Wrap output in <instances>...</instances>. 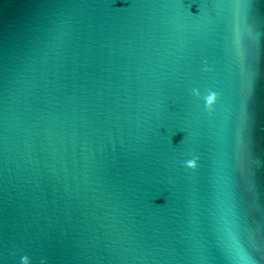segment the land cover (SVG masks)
I'll list each match as a JSON object with an SVG mask.
<instances>
[{"label":"water","instance_id":"obj_1","mask_svg":"<svg viewBox=\"0 0 264 264\" xmlns=\"http://www.w3.org/2000/svg\"><path fill=\"white\" fill-rule=\"evenodd\" d=\"M0 264H264V0H0Z\"/></svg>","mask_w":264,"mask_h":264},{"label":"snow or ice","instance_id":"obj_2","mask_svg":"<svg viewBox=\"0 0 264 264\" xmlns=\"http://www.w3.org/2000/svg\"><path fill=\"white\" fill-rule=\"evenodd\" d=\"M245 6V5H244Z\"/></svg>","mask_w":264,"mask_h":264}]
</instances>
